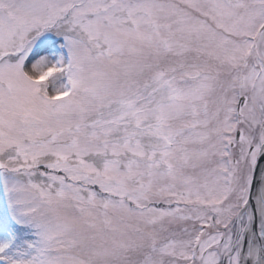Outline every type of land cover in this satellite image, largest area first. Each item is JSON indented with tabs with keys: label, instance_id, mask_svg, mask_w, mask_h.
<instances>
[{
	"label": "snow or ice",
	"instance_id": "obj_1",
	"mask_svg": "<svg viewBox=\"0 0 264 264\" xmlns=\"http://www.w3.org/2000/svg\"><path fill=\"white\" fill-rule=\"evenodd\" d=\"M0 264H264V0H0Z\"/></svg>",
	"mask_w": 264,
	"mask_h": 264
}]
</instances>
